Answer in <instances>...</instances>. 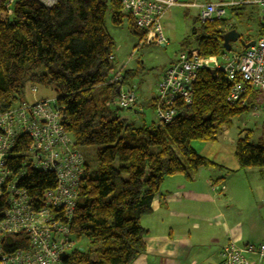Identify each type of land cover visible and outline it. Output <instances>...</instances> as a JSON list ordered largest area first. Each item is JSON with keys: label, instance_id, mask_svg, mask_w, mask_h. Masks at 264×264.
<instances>
[{"label": "trees", "instance_id": "16d2710c", "mask_svg": "<svg viewBox=\"0 0 264 264\" xmlns=\"http://www.w3.org/2000/svg\"><path fill=\"white\" fill-rule=\"evenodd\" d=\"M8 1L0 0V113L24 100L26 85L52 89L57 107L61 113L64 110L61 125L73 146L78 150L99 147L97 176L88 175L84 162L68 223L71 240L84 239L89 247L73 248L62 264H131L144 252L145 231L140 222L151 213L152 200L164 179L183 176L189 181L201 168L215 167L198 155L192 142L216 141L220 130L260 95L248 88L243 96L247 103L230 106L226 102L230 84L222 71L212 74L203 69L191 86V103L176 100L177 115L170 123L152 121L135 127L120 119L111 106L118 92L117 85L109 82L116 65L109 59L115 46L106 28L107 12L114 26L126 18L139 41L145 33L122 13L119 0L108 4L57 0L51 8L36 0H12L7 8ZM227 21L199 23L193 30L192 51L200 57L223 55L222 37L234 29H226ZM259 31V37L264 36L262 23ZM134 76L135 71L125 69L122 85ZM149 105L154 108V98ZM124 132L138 137L141 144L125 145ZM248 140L245 136L236 141V163L240 169L264 168V144L253 145ZM27 144L25 138L16 141L12 152L18 163ZM151 147L158 151L151 153ZM22 185L29 198L39 202L43 191L55 187V177L26 168ZM20 244L26 247L25 242Z\"/></svg>", "mask_w": 264, "mask_h": 264}, {"label": "built area", "instance_id": "2783aa9c", "mask_svg": "<svg viewBox=\"0 0 264 264\" xmlns=\"http://www.w3.org/2000/svg\"><path fill=\"white\" fill-rule=\"evenodd\" d=\"M36 1L48 8L57 2ZM109 1L98 0L104 4ZM11 3L9 0L6 7ZM119 3L122 13L133 20L137 30L145 33L142 42L158 45L167 42L161 19L172 7L196 9L197 21L202 24L225 19L227 9L253 6L264 25V0H119ZM109 59L114 61V56ZM203 69L222 71L230 84L226 97L230 106L246 104L243 96L248 88L258 92L260 97L251 110L264 116V36H261L240 54L224 52L219 57H200L192 50L180 52L157 83L154 121L170 123L177 115L173 106L176 100L191 103V86ZM124 70L116 66L111 73L109 82L117 85L118 92L111 106L131 110L136 108L139 98L133 85L123 87ZM29 93L35 94L36 87H31ZM61 120L55 97L23 100L0 113V264H62L60 255L74 248L68 223L84 176L85 158L73 146ZM21 138L28 144L18 163L12 150ZM26 168L55 177V187L43 191L39 202L32 201L22 185ZM21 242L26 247L22 248ZM219 264H264V244L237 246L231 242L221 248Z\"/></svg>", "mask_w": 264, "mask_h": 264}, {"label": "crops", "instance_id": "0c3cea01", "mask_svg": "<svg viewBox=\"0 0 264 264\" xmlns=\"http://www.w3.org/2000/svg\"><path fill=\"white\" fill-rule=\"evenodd\" d=\"M192 147L215 167L201 168L189 181L183 176L164 179L151 213L140 222L144 252L131 264H219L221 248L231 242L264 244V187L261 207L247 212L229 183H219L242 170L233 158L235 149L221 151L210 143Z\"/></svg>", "mask_w": 264, "mask_h": 264}, {"label": "rangeland", "instance_id": "374dc122", "mask_svg": "<svg viewBox=\"0 0 264 264\" xmlns=\"http://www.w3.org/2000/svg\"><path fill=\"white\" fill-rule=\"evenodd\" d=\"M226 19L228 20L226 29L234 27L245 42L259 38L261 22L255 7L227 9ZM198 26L196 9L172 7L161 19L162 32L167 39L166 44L161 46L152 42L139 41L138 37L132 34L126 18L118 26L112 25L109 11L107 12L106 28L114 41L115 65L117 68L122 66L124 69H134L135 71V76L129 80L128 85H123V87L135 85V91L139 98L136 108L119 112L120 119L126 120L127 124L134 123L135 127L142 124L148 126L155 120L154 108L149 105V101L156 95L161 73L170 66L180 52L191 51L194 48L196 36L193 34V30H196ZM231 46V52L243 50L239 42L232 43ZM218 61L221 62V59L218 58ZM30 88L29 85H26L24 90V100L28 102L39 96L46 99H54L56 96L52 89L41 87H36V93L31 95ZM245 136H248L250 144H264V116L255 115L250 106L240 115L234 117L228 126L223 127L217 140L210 144L215 149L221 151L224 149L229 152V149H235L236 141ZM122 137L125 145L138 146L141 144L138 137L131 136L128 132H124ZM192 146L199 149L201 142H192ZM98 149L99 147H90L80 150L84 155L88 175L91 178L97 176L95 160ZM157 151V147L150 148L151 153ZM233 158L235 160L234 154ZM224 177L223 180H219V183L224 184V181L225 184L229 183L237 199L240 200L241 206L238 204L240 208L248 212L261 207L258 198H260L261 189L264 187V168L242 169L236 174L229 173ZM75 247L87 250L89 246L86 240L80 239L74 241Z\"/></svg>", "mask_w": 264, "mask_h": 264}, {"label": "water", "instance_id": "95a60500", "mask_svg": "<svg viewBox=\"0 0 264 264\" xmlns=\"http://www.w3.org/2000/svg\"><path fill=\"white\" fill-rule=\"evenodd\" d=\"M235 42H239V44L241 45L243 50H246L247 48H249L250 46L254 45V40H251L249 42H245L241 37L240 34L235 30L232 29L228 32H226L223 37H222V47L223 50L226 53H229L231 51V44L235 43ZM211 73L214 74L215 71L211 70ZM116 111L121 112L122 109L121 108H116ZM62 116H64V110L62 109ZM63 118V117H62ZM8 242H10V238H8L7 240ZM60 259L63 261L66 259V254H61L60 255Z\"/></svg>", "mask_w": 264, "mask_h": 264}, {"label": "bare ground", "instance_id": "6f19581e", "mask_svg": "<svg viewBox=\"0 0 264 264\" xmlns=\"http://www.w3.org/2000/svg\"><path fill=\"white\" fill-rule=\"evenodd\" d=\"M57 1V0H56ZM45 7V6H44ZM135 86V85H134ZM69 226V225H68ZM73 240V239H72ZM68 254V253H67Z\"/></svg>", "mask_w": 264, "mask_h": 264}]
</instances>
